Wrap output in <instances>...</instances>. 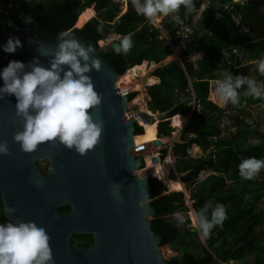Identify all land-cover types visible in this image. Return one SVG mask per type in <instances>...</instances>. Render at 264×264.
Masks as SVG:
<instances>
[{
  "label": "trees",
  "instance_id": "1",
  "mask_svg": "<svg viewBox=\"0 0 264 264\" xmlns=\"http://www.w3.org/2000/svg\"><path fill=\"white\" fill-rule=\"evenodd\" d=\"M205 2H208L207 7L200 11ZM194 3L197 13L184 20L183 25H177L166 17L160 29L138 14L131 0L127 1L126 11L122 14V4L117 0H0V36L17 23L39 40L57 39L60 32L69 31L72 36L85 37L96 49L100 48L99 42L107 40L110 34L120 36L112 43L118 47L123 37H130L133 46L127 55L110 47L102 51V57L108 59L121 76L144 62L158 65L153 76L160 82L147 92L150 97L148 110L153 114H167L173 127L176 118L189 117L182 131V140L186 143L175 144L173 152L176 159L174 170L180 176L190 171L180 180L186 185L192 209L197 215L206 202L212 201V208L206 213L209 218L217 203L225 205L227 212L223 226L215 227L209 237H202L198 228L192 226L185 193H167V186L156 178H150L151 205L157 213L152 219V228L163 237L162 247L168 245L179 252V255L168 259V263L224 264L236 261L239 264H264V169L255 179L245 180L241 178L238 167L243 159H264V132L247 124L245 109L242 108L246 102L264 103V98L244 96L247 85L238 89L240 102L237 109L242 118H234L240 128L230 137H224L227 109L209 99L210 82L223 79V72L232 74L242 66L239 53H245L250 61L264 59L263 26L254 18L261 1L234 4L233 0H194ZM92 7L95 8V16ZM179 15L184 19L183 7ZM25 17H30L31 22L25 23ZM192 26L191 39L180 51L181 62L162 64L174 54L173 46L185 40L179 35L182 29ZM196 55L199 58L194 64H189L187 60ZM256 72V81L264 82V76L258 69ZM136 96L137 92L131 94L129 100ZM211 98L219 100L216 92ZM153 128L158 129L161 137L175 133L170 123H161ZM157 129L145 130L144 134L137 128L135 135L140 144L148 143L150 139L157 138ZM194 145L202 151V156L195 158L189 154ZM165 156L166 150H163ZM41 167L47 171V167ZM203 171H208L209 175L199 179ZM2 210L0 196V223L6 224L9 221ZM68 211V207L60 209L61 213ZM177 212L185 217V223L179 227L174 219ZM72 241L77 246L87 247L93 242V237L74 235ZM249 256L253 261L248 260Z\"/></svg>",
  "mask_w": 264,
  "mask_h": 264
},
{
  "label": "water",
  "instance_id": "2",
  "mask_svg": "<svg viewBox=\"0 0 264 264\" xmlns=\"http://www.w3.org/2000/svg\"><path fill=\"white\" fill-rule=\"evenodd\" d=\"M9 37L21 41L22 47L15 53L4 51ZM73 37L86 49L90 45L83 36ZM60 42L39 40L14 23L0 36V73L13 60L23 62L25 72L31 71L37 61L38 66L50 68ZM111 48L117 52L119 47L112 44ZM94 49L88 63L98 59L101 69L92 68L85 75L90 76L102 98L90 114L103 128L101 142L87 155L52 142L40 145L33 153L23 152L13 139L17 131L24 130L23 118L16 116V97H0V142L7 141L11 152L0 154L3 215L9 222L34 221L45 228L54 264H169L162 253L163 237L152 228L157 213L151 205V174L135 135L136 120L127 118L129 99L122 94L120 75L102 57V51ZM148 77L142 80L146 91L153 86L147 84ZM3 84L0 78V88ZM156 119L159 124L171 122L167 114H159ZM185 143L178 136L176 144ZM153 145L163 147L164 143L157 138ZM157 161L153 157V162ZM44 162H48L47 173L41 168ZM8 207L15 208V213H8ZM66 207L69 211L61 213L60 209ZM74 235L92 236L93 243L77 246L72 241Z\"/></svg>",
  "mask_w": 264,
  "mask_h": 264
},
{
  "label": "clouds",
  "instance_id": "3",
  "mask_svg": "<svg viewBox=\"0 0 264 264\" xmlns=\"http://www.w3.org/2000/svg\"><path fill=\"white\" fill-rule=\"evenodd\" d=\"M131 4L138 14L150 21H155L159 15H163L170 17L177 25H183L184 20L197 13L194 0H131ZM182 7L184 19L179 15ZM24 22L30 23L31 18L25 17ZM119 37L117 36V39ZM57 39L61 42L51 60L50 68L38 66L37 61L31 66V71L25 72V64L13 60L3 69L0 78L4 84L0 88V97L2 95L16 97V116L23 118L24 130L17 131L13 139L21 146L23 152L33 153L40 145L52 142L54 146L63 145L85 156L101 142L103 128L102 123L94 122L90 114L91 109L101 104L102 98L94 90L90 76L85 74L92 68L99 71L101 62L92 59L89 65L90 53L95 49L91 45L86 49L71 32L62 31ZM132 46L131 38L125 36L116 51L117 53L122 51L127 55ZM18 47H22L20 39L9 37L4 51L15 53ZM81 60L84 62L83 65ZM64 66H67V71L64 70ZM258 72L264 76V59L258 62ZM221 75L223 79L210 82V94L216 85L215 92L219 99L230 101L233 105L239 104L240 95L237 89L244 85H247L244 96L264 98V84H258L255 79L244 76L234 78L228 72ZM0 154L11 155L7 141L0 142ZM238 167L242 179L252 180L264 169V159L255 157L243 159ZM184 193H188L186 187ZM189 200L190 197L186 198L187 206ZM210 208L212 201L206 202L196 215L190 206V210L195 213L197 219L195 223L202 237H209L212 230L217 226L222 227L227 219L225 205L217 203L209 218L206 213ZM6 211L14 214L16 209L8 207ZM174 219L177 221V227L185 223V217L179 212L174 214ZM0 264H54L50 236L45 228L38 226L34 221L0 223Z\"/></svg>",
  "mask_w": 264,
  "mask_h": 264
},
{
  "label": "rangeland",
  "instance_id": "4",
  "mask_svg": "<svg viewBox=\"0 0 264 264\" xmlns=\"http://www.w3.org/2000/svg\"><path fill=\"white\" fill-rule=\"evenodd\" d=\"M117 1H119L122 4L121 12L126 10L125 6H126V3H127L128 0H117ZM234 4H235V1H234ZM205 6H207V2H205ZM92 8L95 11V8L94 7H92ZM122 8H124V9H122ZM202 9H204V7ZM95 15H96V11H95L94 16ZM164 18H166V17L163 16V15H159L155 19V21H150V22H152V24L154 26H156V28H161V24H162ZM157 19H158V21H157ZM236 20L238 21V19H236ZM76 27H77V25H76ZM191 31H192V28H191ZM187 32H190V30H187ZM180 35H182V33ZM116 39H117L116 35L114 36L113 34H110L109 38L107 40L99 42V47H100L99 49L101 51L109 50V48L111 47L113 41L116 40ZM188 41L189 40L186 39V42L183 41L181 44L173 46L174 54L171 55L166 60H164L162 62V64H167V63H169L171 61L181 62V59H180V51L182 50L181 47H184L187 44ZM238 55H239V58L242 60V66L239 68V70H237L236 72H234V73H232L230 75H232L235 78L239 74H244L243 75L244 77H249V78H253V79L256 80V77H257L256 70L258 69V62L257 61H250L245 53H239ZM198 58H199V56L190 57L187 60V62L189 64L190 63L194 64L195 61ZM146 64H147V62H146ZM157 67H158V65L147 64L146 69L147 68L150 69L148 73L149 74L150 73L153 74L154 70ZM129 71L130 70H128L125 74H127ZM137 75H138L139 78H133L132 81H139L140 84L142 85L141 81L143 80V78L145 76L142 77V72H140V71H138ZM213 83H216V82H213ZM257 83L258 84H264V82H257ZM215 89H216V85H215V88H213V91L210 94V99L211 100H214L213 98H211V96H212V93L215 92ZM134 91L138 92V95L135 97V100L131 104L135 105V102H136L137 103V110H139L140 112L146 113V111L148 110V108L146 106V100H147V95L148 94L146 93V91L144 89H143V92L142 91H138V90H134ZM141 92H142V94H141ZM237 92L239 94L238 89H237ZM142 95H143V97H142ZM215 101H216V103L221 105L223 109H227V112H228V118L226 119V122H225V125H224V137H230V136H232V134H236V132L240 128V125H239V122L237 120H235L234 118L235 117H241L242 118L240 110L237 109L238 104L237 105H233L230 101L225 102L222 99L215 100ZM135 108H136V106H135ZM242 108L245 109L247 124L250 125L254 130H257V131H259L261 133L264 132V103L263 102H259L257 104H249L248 102H246V103H244ZM243 118H245V117H243ZM177 119L178 118H176V122H177ZM182 119L187 121V118H185V117H183ZM157 122L159 123V121H157ZM155 125H158V124H156V122H155L153 125H151V128L149 130L150 131H155L158 128V127L157 128H153ZM183 125H184V123H183ZM183 125H181V123H180L179 125H177V128H175V127L172 126V123L170 122L171 128L175 129V133H173L172 136L163 137V139H164L166 144L161 148V151H160V153L163 155V150H166V156L165 157L162 156L163 159H166L169 155H171V157H173L172 163L169 166L167 165V167H168V169H170L169 170V173H170L169 174L170 175L169 178L174 183H182V181L180 180L181 176L176 172V170H174V160H176V159H174V152H173V150L169 151L168 147H169V145L171 143L176 144L177 140H178V136H182L181 128L183 127ZM153 140H154V138L150 139L149 142L151 143ZM149 151L157 153V152H159V149H156L153 146V144H151L150 147H149ZM189 154L191 156L195 157V158L200 157V156L203 155L202 151H198V150L195 151L193 146L189 149ZM42 164L45 167L48 166L46 162H44ZM208 175H209L208 171L207 172L203 171V172L200 173L199 179H204ZM165 182L167 184V189H168L167 193H170V192H184L185 191V190L184 191L180 190L178 187H172L171 188L166 180H165ZM182 184H184V183H182ZM185 187H186V185L184 186V189H185ZM185 195H186V198L189 199L188 193H186ZM188 205H189L188 206L189 208H190V206H192V203L190 202V200H189ZM193 213L194 212L191 211L189 213V217L191 218L192 226L195 227V228H198L197 224L195 223V221H197V219H196V216L195 217L193 216ZM201 239L203 240L202 237H201ZM162 253H163V256H164V258L166 260H168V259H170L172 257H175L176 255H179V252L173 251L172 248L170 246H168V245L162 247ZM248 260L249 261H253L252 256H249ZM224 264H239V263L236 262V261H231L229 263H224ZM240 264H242V263H240Z\"/></svg>",
  "mask_w": 264,
  "mask_h": 264
},
{
  "label": "built area",
  "instance_id": "5",
  "mask_svg": "<svg viewBox=\"0 0 264 264\" xmlns=\"http://www.w3.org/2000/svg\"><path fill=\"white\" fill-rule=\"evenodd\" d=\"M187 30H189V29H187ZM187 30H186V32L184 34H182V36L189 40L191 32H187ZM147 64H149V63H147ZM121 86H122V94H124V97H128V99H129V96L131 94L135 93L134 89L130 88V86H131L130 83L121 81ZM142 87L145 90L143 85H142ZM146 93H147V91H146ZM137 95H138V92H137ZM134 100H135V98H133L131 101L129 100L127 102V118L128 119H135L136 120V129L137 128L141 129L143 131V133L145 134V126H146V124L147 123L149 124L150 121H151V123L157 122L156 117H157L158 114H153L149 110H147L146 113L140 112L139 110H137V103L136 102H135V105L131 104ZM149 100H150V97H149V95H147V100H146L147 108H148V101ZM213 101L216 102L215 100H213ZM135 106H136V108H135ZM145 116H148L150 119H147ZM185 126H186V123L181 128V131H183ZM157 138H160L163 141L164 145L166 144L164 139L162 137H160L158 134H157ZM157 138H156V140H157ZM153 142H151V143H142L140 145H141L143 154L145 156V159H146V162H147L150 174H151L150 178H156V179L160 180V176H159V173L157 171L156 164L158 162L162 163L164 165V167H167V165L169 166L170 164L167 162V158L166 159L162 158L163 155L160 153L162 147H155L153 145L156 149H159V152L154 153V152L149 151V147H150L151 144H153ZM168 148H169V151L173 150V148H175V144L171 143ZM153 157H157L158 161L157 162H153Z\"/></svg>",
  "mask_w": 264,
  "mask_h": 264
},
{
  "label": "bare ground",
  "instance_id": "6",
  "mask_svg": "<svg viewBox=\"0 0 264 264\" xmlns=\"http://www.w3.org/2000/svg\"><path fill=\"white\" fill-rule=\"evenodd\" d=\"M157 21H158V19H157ZM146 67H147V64L145 62L142 65H138V66L134 67L133 69H130V71L127 74H125L124 76H120L121 81L130 83L131 84V86H130L131 89L143 92V87L140 84V82L139 81H132V79L133 78H139L138 75H137L138 71L142 72V77L143 76L148 77V74H149L148 72H149L150 69H148V68L146 69ZM158 83H159V80H158L157 77L151 76V77L147 78V84L148 85H155V84H158ZM142 92H141V94H142ZM142 97H143V95H142ZM182 118L183 117H178L177 122L175 124L176 128H177V125H179L180 123H181V125H183V123L185 124L187 122L186 120H184ZM149 124H152V123L150 122ZM149 124L148 123L146 124L145 130H149L151 128V125H149ZM156 124H159V123L156 122ZM155 140L156 139L154 138L153 141H155ZM148 143H150V142H148ZM172 159H173V157H171V155H169L167 157V162L169 164H171L172 163ZM156 167H157V171H158L159 176H160V181L165 186H167V184L165 182V180H166L171 188L172 187H178L180 190H183V191L185 190L184 189V185L182 183H174L173 181H171V179L169 178V170L170 169H168V167H164V165L162 163H159V162L156 164ZM193 216L195 217V213H193Z\"/></svg>",
  "mask_w": 264,
  "mask_h": 264
},
{
  "label": "flooded vegetation",
  "instance_id": "7",
  "mask_svg": "<svg viewBox=\"0 0 264 264\" xmlns=\"http://www.w3.org/2000/svg\"><path fill=\"white\" fill-rule=\"evenodd\" d=\"M235 1V3H246V4H249L250 2H252V0H233ZM256 1H261V4L259 5L258 7V10L255 12V16L254 18H256L255 21H258V24L259 25H262L263 26V30H262V33H264V0H256ZM239 20V19H238ZM76 27V26H75ZM77 28V27H76ZM259 62V61H257ZM155 123V122H154ZM153 124V123H152ZM47 165H48V162H46ZM43 165V164H41ZM42 168V167H41ZM43 169V168H42ZM47 170H48V166H47ZM44 171V170H43ZM47 173V171L45 172ZM93 243V242H92ZM91 243V244H92Z\"/></svg>",
  "mask_w": 264,
  "mask_h": 264
},
{
  "label": "crops",
  "instance_id": "8",
  "mask_svg": "<svg viewBox=\"0 0 264 264\" xmlns=\"http://www.w3.org/2000/svg\"><path fill=\"white\" fill-rule=\"evenodd\" d=\"M207 5H208V2H207ZM204 7V9H202ZM207 6H205V3L202 5V7H201V10L200 11H203V10H205V8H206ZM125 8H127V3H126V6H125ZM122 9H124V8H122ZM126 10H124V11H122V12H125ZM122 12H121V14H122ZM198 16L199 15H197L196 17H195V20H194V23H195V21H196V19H198ZM152 23V22H151ZM194 26V25H193ZM193 26L192 27H188V28H184V29H182L183 31L182 32H180L179 33V35L182 33V34H184L186 31L185 30H187V29H189L190 30V32L192 33V31H191V28H193ZM191 33H190V39H191ZM180 36H182V35H180ZM189 39V40H190ZM184 41H186V38H185V40ZM181 43H182V41H181ZM181 48H183V47H181ZM169 58V57H168ZM159 82H160V80H159ZM187 123V122H186ZM153 125V124H152ZM156 139V138H155ZM193 148L195 149V151H201L197 146H193Z\"/></svg>",
  "mask_w": 264,
  "mask_h": 264
}]
</instances>
